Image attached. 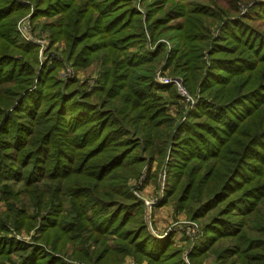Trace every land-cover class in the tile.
<instances>
[{
	"label": "trees",
	"instance_id": "1",
	"mask_svg": "<svg viewBox=\"0 0 264 264\" xmlns=\"http://www.w3.org/2000/svg\"><path fill=\"white\" fill-rule=\"evenodd\" d=\"M31 1L32 18H46L41 28L51 42H65L64 55L76 68L100 63V80L89 94L74 82L55 80L52 69L60 63L37 72L35 51L16 31L18 17L30 7L0 0V204L5 207L0 228L40 234L33 244L0 237V264H66L63 255L73 264H122L129 256L136 264H185L172 241L151 235L141 204L128 190L129 179L155 155L159 169L168 170L161 205L205 222L191 264L213 254L220 264H234L240 243L258 251L240 264H264V235L257 246L241 236L251 217L264 233V35L247 24L261 2L243 19L227 21L214 43V67L227 71L228 64H240L216 80L213 73L204 77L202 69L191 76L202 57L198 44L208 37L206 27L158 29V35L179 34L167 66L175 71L182 60L180 74L189 91L201 93L195 112L184 121L182 113L177 123L167 104L180 98L172 86L155 89L152 68L146 67L148 59L160 62L166 56L165 45L151 55L128 53L130 44H141L145 36L138 32L140 21L133 22L138 12L130 2ZM159 8L181 12L172 4ZM165 89L168 101L159 94ZM235 205L240 221L229 218ZM69 248L73 255L66 254Z\"/></svg>",
	"mask_w": 264,
	"mask_h": 264
},
{
	"label": "rangeland",
	"instance_id": "2",
	"mask_svg": "<svg viewBox=\"0 0 264 264\" xmlns=\"http://www.w3.org/2000/svg\"><path fill=\"white\" fill-rule=\"evenodd\" d=\"M15 1L20 5L30 7L29 12L27 11L25 14L18 17L16 31L19 34L20 42H23L25 46L33 48L35 51L38 63L37 72L40 73L43 69H45L46 66L53 68V65L56 62L60 63V67L58 69H52L55 80L60 81L63 84L74 82L75 86H79L78 88H80L82 91L89 94L94 92L99 85V71L101 69L100 63H94L85 68L74 67L64 55L67 49L65 42L62 41L53 44L51 42V36L49 32L41 28V25L46 21V18L40 16L37 17L35 21L33 20L32 15L35 6L32 1ZM121 1L123 3L126 1L130 2V8L132 7L138 12V16L135 15L133 17V22L137 24L138 21H140L141 28L138 30V32L143 30L145 34L144 38H142L141 44H138L139 41L130 44L132 46L128 53L134 54L136 56H143L144 53L151 55L153 54L154 49H158V45L160 43L165 45L166 56L162 58L160 62H155L148 59L146 67L147 69L152 68L153 81L156 84L155 89H159V87L172 86L175 89L177 96L180 98L179 102L176 104H167L168 114L172 116L175 122L177 120V123L179 122V117L182 115V113L184 115L182 120L184 121L190 111H192L191 114L195 112L194 109L199 105L201 93L199 89L194 93L189 91L187 85L184 82V76L180 74V71L185 69L182 60L179 63L180 69L176 68V70L173 71L171 67L167 66V54L172 52V43L177 41L175 39H177L179 34L175 32L173 35H158V29L168 25V28H164L163 31L167 30V32H169L170 30H173L174 27H178V25L182 24L185 26H196V24H200L206 27L205 32L208 37L198 44V47H201L200 54H202V57L198 60V66L192 69L191 76L197 77L198 73L202 69L204 77L213 73L215 75V80L221 78L224 73H229L232 70L235 71L240 65L237 62L234 64H228L230 66L227 67V71H224L222 70L223 66L214 67L212 63L210 53L214 48V43L219 40L218 38L220 34H222L227 21H232L236 16L243 19L246 17L249 8L256 2L260 1L261 6H258L257 10L254 11V14L256 15L252 16L251 21L247 22V24L256 30V32L264 35V0H168L165 3H159L158 0ZM163 4L166 6L171 4L173 7L176 6L179 9L178 11H181L180 14H177L174 10L173 12H169L166 10V8H159ZM155 6L156 8H154ZM235 8H239V12L236 14L234 12ZM150 9H154L153 20H150L152 18V16H149ZM176 15H183L185 19L183 20ZM218 15L222 17V20H220ZM124 17L125 19H128L127 17L129 16L127 13H124ZM24 21L30 23V29H28V33L30 34L32 41H26L23 39L22 33H20L18 29V25ZM148 25H153V28L150 30ZM137 40H139V38H137ZM181 48L182 50H185V48ZM196 53H199V51L193 52L192 55ZM259 64L262 65L261 62ZM262 66L264 67V64ZM253 72L255 75H257L256 71ZM178 82H181L182 85L187 89L190 100L180 94ZM195 84L196 82L193 84L194 87ZM169 93L170 91L166 89L159 92L162 98H164L166 101H168L170 98ZM94 99L91 98L90 100L95 102ZM208 102L211 103L208 104L209 106L214 107L212 106V104H214L212 101L208 99ZM246 109V107L242 106L240 110L245 111ZM210 110L211 108L208 109V111ZM157 157L158 156L155 155V159L153 161H147L144 163L138 176L129 179L128 190L138 201V203L141 204L140 208L143 211V221L151 235L156 239H160L161 241H172V248L174 247V249L180 251L181 258L183 259L184 263L191 264L190 253L192 252L193 246L198 244L199 241L205 237V222L204 220L192 221L188 219L184 213H177L173 206L161 205L162 199L164 198L166 189L168 187V170L166 169V166L159 169V161ZM252 175L256 174L252 172ZM148 203L154 204L149 208ZM239 206L240 205L234 206L233 212H230L231 214L229 215L230 219H236L240 221L242 213H240L241 211L235 210V208H239ZM4 210V205L0 204V212ZM31 211H35V208L32 207ZM258 223V221L251 217L246 223L247 230L243 229L241 234V236L245 237V239L249 238L254 240L255 246L259 245V242L262 240L264 235V233L259 231L260 225ZM16 229L17 228L14 226L8 228L6 225L4 229L0 228V237H3V239L7 238L8 241H13L15 244H33L34 237L40 235L36 230L27 232L24 229L21 231H17ZM246 232L249 233L246 234ZM231 241L236 242L234 239H231ZM115 243L118 247H120L118 242ZM116 244H112L114 248L116 247ZM239 246L241 247V253L237 255L236 259L233 258L235 259L234 264H240V259L244 256H247L250 260L252 255L258 253V251L249 252L250 248L248 249V247H245L246 245H242V243H240ZM76 250H79V248L76 247ZM66 254L73 255V249L69 248ZM21 255V252H17L13 255V257L18 261V258ZM63 259L65 260L66 264H73L72 261H69L65 255H63ZM122 264H136V262L134 261L133 257L129 256ZM144 264H147V262L145 261ZM202 264L220 263L213 254L202 259Z\"/></svg>",
	"mask_w": 264,
	"mask_h": 264
},
{
	"label": "built area",
	"instance_id": "3",
	"mask_svg": "<svg viewBox=\"0 0 264 264\" xmlns=\"http://www.w3.org/2000/svg\"><path fill=\"white\" fill-rule=\"evenodd\" d=\"M18 29L20 31V33H22V37L23 39H25L26 41H32L31 37H30V34L28 33V29H30V23L28 22H22L20 25H18ZM179 84V92L182 96H185L187 97V99L190 100V96H189V93L187 91V89L182 85L181 82H178ZM149 204V208L154 204V203H148Z\"/></svg>",
	"mask_w": 264,
	"mask_h": 264
}]
</instances>
